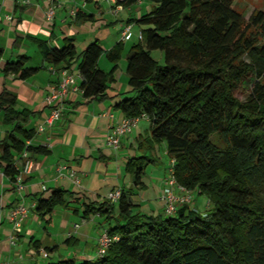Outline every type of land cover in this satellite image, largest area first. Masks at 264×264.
Instances as JSON below:
<instances>
[{
    "label": "trees",
    "instance_id": "trees-1",
    "mask_svg": "<svg viewBox=\"0 0 264 264\" xmlns=\"http://www.w3.org/2000/svg\"><path fill=\"white\" fill-rule=\"evenodd\" d=\"M141 1L150 11L130 21L142 28V41L126 57L130 97L115 109L124 118L146 117L148 143L165 144L176 183L204 196L207 210L189 207L191 199L172 216H144L133 213L121 191L116 217L107 201L84 205V214L90 209L107 222L113 219L106 233L118 240L103 256L45 264H264V11L250 8L244 15L246 7L236 11L233 0H115V5ZM36 43L57 69L77 62L85 101L106 98L115 67L104 73L97 62L104 55L116 64L122 42L104 51L94 40L79 54L72 40L59 49ZM153 51L162 53L161 65L151 58ZM29 60L7 62L2 72L26 80L39 70ZM15 106L16 97L2 91L1 125L9 130L0 138V173L10 182L22 151L47 152L25 145L35 134L25 128L31 113ZM147 161L140 156L126 162L134 187L141 186ZM70 195L52 189L36 198L35 212L48 223L56 207L68 206Z\"/></svg>",
    "mask_w": 264,
    "mask_h": 264
},
{
    "label": "crops",
    "instance_id": "crops-1",
    "mask_svg": "<svg viewBox=\"0 0 264 264\" xmlns=\"http://www.w3.org/2000/svg\"><path fill=\"white\" fill-rule=\"evenodd\" d=\"M22 1L0 0V93L5 90L15 96V109L31 113L25 126L27 130L32 129L35 133L47 117L49 107L45 97L58 80L57 75H52L49 70L53 66L40 54L37 40L44 41L49 48L58 49L63 47L66 39L72 40L74 46L78 39L85 48L98 40L104 51L122 42L124 49L116 64L109 62L104 55L98 59L97 67L104 73L115 67L104 100L85 101L81 93H69L64 99L60 121L52 129L34 134L29 144L34 148H45L47 152L30 154L32 169L28 175L22 176L23 189L18 192L0 173V263L96 260L100 234L110 225L104 217L90 213V209L84 214L85 204L96 207L106 201L107 194L120 190L133 205V213L144 216L164 214L161 194L169 159L164 143H148L149 121L139 119L131 133L120 140L119 149L113 150L106 145L109 128L124 118L115 105L130 97L125 76L126 57L130 48L139 42L138 35L142 30L130 21L148 13L150 5L141 1L115 11V7L104 0H54V18L48 22L44 0H28L27 5ZM71 10L75 11L74 17L70 16ZM76 13H80L78 17ZM126 25H131L130 36L122 39L121 31ZM102 27H110L118 33L111 37L112 33L107 32L103 38H98L96 31ZM128 43L131 46L124 54ZM21 56L34 61L38 72L26 80L4 75L3 65L16 62ZM67 66L78 74L77 66ZM77 81L80 84L79 75ZM8 130L0 128V138ZM136 154L149 159L138 188L133 186L132 176L125 172L126 162ZM59 166H66L78 175V188L65 177V171L62 176H56ZM52 189L70 193L66 201L70 199L73 204L56 207L45 223L35 212L36 198L47 196ZM18 205L27 209V215L19 227H14L10 213ZM189 207L196 209L195 205ZM42 252L47 256L43 257Z\"/></svg>",
    "mask_w": 264,
    "mask_h": 264
},
{
    "label": "built area",
    "instance_id": "built-area-1",
    "mask_svg": "<svg viewBox=\"0 0 264 264\" xmlns=\"http://www.w3.org/2000/svg\"><path fill=\"white\" fill-rule=\"evenodd\" d=\"M47 3V8L45 10V19L48 22H52L54 18L55 4L54 0H44ZM106 3L114 6L115 11L119 9L115 5V0H104ZM28 0H23L22 4L27 5ZM139 3V2H138ZM70 16H75V11H70ZM131 25H126L121 31V38L125 39L130 36ZM138 40L142 41L141 33L138 35ZM52 75H57L58 80L56 85L50 87L48 94L45 97V103L49 107V112L47 117L44 119L43 123L39 125L35 133L42 134L47 130H50L58 123L62 117L64 99L69 93H82L79 88V82L77 81L78 74H74L68 69V67H60L58 69L52 67L49 69ZM146 118L144 115H140L136 118H123L119 123L109 128L108 135L106 137V145L117 150L120 147V140L132 131V128L136 125L139 119ZM29 146V141L25 143ZM14 168L17 171L16 176L13 180V185L15 189L19 192L23 189L22 176L28 175L32 169V160L30 159V154L26 151H22L15 161ZM174 161L169 159L168 167L163 179V188L161 194V201L163 202V213L166 216H172L175 212L183 205H187L191 202V193L187 191L184 187L178 185L174 178ZM62 171H65V177L69 179L73 185L79 186L80 182L76 173L67 168L66 166H59L56 169V176H62ZM2 176V174H1ZM44 190V187H43ZM121 196V191L117 190L106 195L105 200L110 204H116ZM27 209L22 206H16L10 213V219L15 227H19L22 221L26 218ZM117 237H109L106 231L100 234L98 240V247L96 250V257L99 258L104 255L107 248L112 242L117 241ZM42 256L46 257V253L42 252ZM0 264H7L2 262Z\"/></svg>",
    "mask_w": 264,
    "mask_h": 264
},
{
    "label": "rangeland",
    "instance_id": "rangeland-1",
    "mask_svg": "<svg viewBox=\"0 0 264 264\" xmlns=\"http://www.w3.org/2000/svg\"><path fill=\"white\" fill-rule=\"evenodd\" d=\"M96 1L98 2L99 0H96ZM244 7H246V9H247L244 12V15L248 12V10L250 8H252V9L253 8H256L258 10L264 11V0H233V9H235L236 11L241 12ZM119 16L122 17L123 14L120 13ZM107 20H109V19H107ZM76 27L78 28L79 25H76ZM132 27H134V26H132ZM95 28H97V26H95ZM78 31H79V29H78ZM96 32L98 34V36L96 35L98 38H103L106 35L107 32H109V33L111 32L112 33V36L111 37L116 36L117 33H118L117 30H115V31L114 30H110V27H102V28H100V30H97ZM111 37H109V38L111 39ZM102 44H104V42H102ZM104 46H107V45L104 44ZM130 46H131V43H128L126 45V49H125L126 52H124V54L127 53V51H128V49H129ZM84 48H85V46L81 45L80 41L77 39V41L75 43V50H76L77 54H79ZM151 58L154 61H156L158 64H160V65L163 63L162 53L160 51H153V52H151ZM122 59L124 60V56H123ZM30 64L33 65V66H35V62L34 61L33 62L31 61ZM73 66L76 67L77 66V62L70 63V67H73ZM0 128L7 129L6 127H4V126L1 125V118H0ZM211 140L214 143H216V142L219 143L215 138L212 139V137H211ZM134 156L135 157H138V156H140V154H136ZM167 167H168V165H167ZM76 176L78 177L77 174H76ZM78 180L80 181V178L79 177H78ZM75 187L78 188L79 186H75ZM191 197H192V203H191V205H193V206L195 205V208L197 209V211L199 213L203 214L207 210V200H206V198L204 196H202V195L197 194L196 192L191 193ZM69 200H68V205L69 204H73L72 203L73 201H71V200L69 201ZM114 214H115L114 217H116V215H117L116 214V205H115V213ZM108 222H109L108 223L109 225L113 224V219L110 220V221H108ZM44 225H45V223H44Z\"/></svg>",
    "mask_w": 264,
    "mask_h": 264
}]
</instances>
